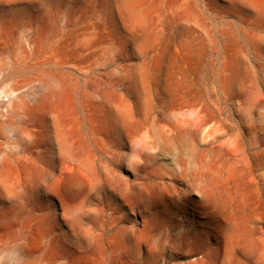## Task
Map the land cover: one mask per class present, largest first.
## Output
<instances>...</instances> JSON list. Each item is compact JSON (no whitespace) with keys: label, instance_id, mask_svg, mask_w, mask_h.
I'll return each instance as SVG.
<instances>
[{"label":"bare ground","instance_id":"6f19581e","mask_svg":"<svg viewBox=\"0 0 264 264\" xmlns=\"http://www.w3.org/2000/svg\"><path fill=\"white\" fill-rule=\"evenodd\" d=\"M221 1L264 18V0ZM195 18L190 0H0V264H211L221 205L209 146L222 125L168 88L181 59L169 29ZM244 90L250 117L264 103L250 77ZM224 153L247 164L236 143ZM159 160L168 177L149 179ZM217 233L220 264L254 259L234 219Z\"/></svg>","mask_w":264,"mask_h":264},{"label":"rangeland","instance_id":"374dc122","mask_svg":"<svg viewBox=\"0 0 264 264\" xmlns=\"http://www.w3.org/2000/svg\"><path fill=\"white\" fill-rule=\"evenodd\" d=\"M190 1L196 15L194 26L184 31L171 27L167 36L175 43L181 57L172 68L177 82H169L168 88L187 92L194 100L205 103L222 125L221 130L213 132L209 146L214 188L221 205L219 214L212 215L208 224L210 261L211 264H220L222 241L217 233L218 226L234 219L240 228V245L252 243L255 249L252 261L243 260L240 254L237 255L238 261L255 264V260L264 254V241L261 242L264 240V132L261 131L264 127V104L246 117L243 95L245 81L250 77L264 103V48L261 44L252 46L248 42L251 34L264 37V18H251L252 11L247 10L243 3ZM259 8L264 10V4ZM231 12L243 15L235 19L229 15ZM243 54L247 58L246 69ZM4 75L5 70L0 68V87L5 84ZM209 126H213L212 123ZM253 129L256 134H252ZM233 143L245 151L247 164L228 153L215 155L222 146L225 149L226 145ZM194 149L197 156L200 150L198 143ZM132 151L130 142L122 146L123 163L129 160ZM168 168L165 160H159L152 164L147 176L152 179L160 173L168 177ZM201 229V226L196 228L198 232L194 239L196 245L203 248L205 240Z\"/></svg>","mask_w":264,"mask_h":264}]
</instances>
